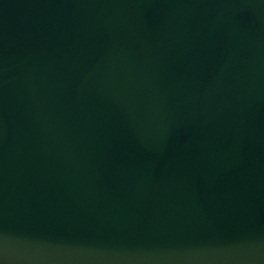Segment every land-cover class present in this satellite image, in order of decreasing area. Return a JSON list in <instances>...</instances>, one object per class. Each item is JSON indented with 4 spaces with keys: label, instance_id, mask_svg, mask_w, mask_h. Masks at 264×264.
<instances>
[{
    "label": "water",
    "instance_id": "water-1",
    "mask_svg": "<svg viewBox=\"0 0 264 264\" xmlns=\"http://www.w3.org/2000/svg\"><path fill=\"white\" fill-rule=\"evenodd\" d=\"M0 264H264V0H0Z\"/></svg>",
    "mask_w": 264,
    "mask_h": 264
}]
</instances>
